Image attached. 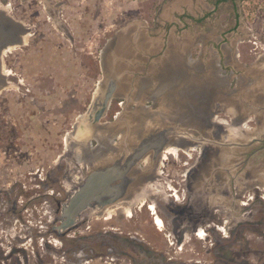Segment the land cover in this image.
Wrapping results in <instances>:
<instances>
[{
  "label": "rangeland",
  "instance_id": "1",
  "mask_svg": "<svg viewBox=\"0 0 264 264\" xmlns=\"http://www.w3.org/2000/svg\"><path fill=\"white\" fill-rule=\"evenodd\" d=\"M212 1L215 0H0V10L21 21L25 19L32 25L29 32L33 33L26 34L28 45L23 50L17 48L8 53L6 69L12 68L21 81L5 85L0 95L4 101L0 119L8 121L6 136L0 138V264H264V146L256 150L253 146L256 141L253 136L262 133L264 122L255 111L247 113L237 105L230 107L237 112L232 116L226 109H220L224 105L212 109L204 118L205 125L210 127L199 137L205 140L182 138V145L199 144L190 151L192 158L179 149L176 155L168 154L158 168L159 175L154 173L159 188L165 189L167 181L171 185L176 181L175 191L179 194L186 189L188 193L182 203L171 195L164 196L162 206L171 211L164 213L158 209L166 225L162 233L154 225L153 215L136 202L131 216L124 215L114 203L111 205L114 214L107 220L105 210L89 207L74 228L60 233L54 228L60 223L62 204L73 190L68 164H74L75 170L79 167L76 161L72 162L74 155L68 138L73 144L82 139L79 132L85 123L83 110L90 99L93 102L96 84L107 72L102 66L106 55L100 54V50L107 43L116 42L123 26L135 21L133 29L127 32L134 41L138 35L153 38L154 53L148 55L155 58L162 51L158 48L163 45L161 36L167 34L166 44L182 45L180 56L195 70L198 66L201 69L211 66L201 58L205 50L201 46L211 56L223 49L225 65L219 58L216 64L212 59V65L222 82L233 79L229 87L240 86L245 68L264 58V0H224L214 8L208 6ZM205 11L212 13L198 19ZM237 11L243 19L238 28L232 25ZM56 17L73 33V45L65 39ZM229 30L232 31L224 34ZM212 46L222 48L216 52ZM233 46L240 56L231 61L229 53ZM173 49L178 52L176 47ZM70 63L73 75L66 76ZM251 77L245 79L242 89L254 88V76ZM67 88L73 90L66 91ZM246 114L245 119H252L247 128L252 130L257 125L255 117L261 124L253 128L248 139L247 134H239L237 143L247 144L228 155L226 147L218 143L224 130L212 119L217 117L232 124L230 117L237 122ZM109 118H102V122ZM69 130L72 136L65 137ZM105 130L109 131L108 124ZM200 145L206 162L192 169ZM246 150L251 154L240 159L239 154ZM228 158L234 162L233 168L229 167L231 173L236 176L240 173L238 176L244 180L240 189V182L234 190L226 185H233L227 181ZM203 165L225 170L220 172L226 174L224 182L219 177V191L213 195L202 193L201 184L196 183L202 177ZM83 168L86 167L79 170ZM189 168L188 179H183ZM208 172L211 171H206L207 181H213L217 174ZM159 199L158 195L156 201ZM225 216L230 218L228 222ZM173 221L182 222V228H174L180 229L177 238L170 236L174 232ZM195 228L204 229L206 238L191 235ZM183 233L189 235L186 241L180 239Z\"/></svg>",
  "mask_w": 264,
  "mask_h": 264
},
{
  "label": "flooded vegetation",
  "instance_id": "2",
  "mask_svg": "<svg viewBox=\"0 0 264 264\" xmlns=\"http://www.w3.org/2000/svg\"><path fill=\"white\" fill-rule=\"evenodd\" d=\"M223 1L224 0H215V1H212L208 6L212 5V7L214 8L216 5H218L219 3L223 2ZM2 11L3 10H0V95L3 93V90L5 89L4 88L5 85L12 84V83H17V84L19 83L20 84V81H21L20 78L18 77L17 73L14 72V70L12 68L9 69L10 71L6 69L8 66V63H9V58H7V57H10L8 53L11 54L17 48L22 49V47L27 46L28 41L25 40L26 34H29L28 36L33 35V33L29 32V29L31 28L32 25L28 24L25 19L23 21H21L20 19L16 18L15 16H13V15L11 16V13H9V12L7 13L6 11L2 12ZM202 13L203 14H201L200 18H198V19H205L212 12L211 11H207V12L205 11ZM56 21L58 22L60 28L62 27V31H61L62 34L66 35L65 39L67 41L71 42V45H73V43H72L73 42V33L68 28V25L63 26L61 21L57 20V17H56ZM242 21H243V19H241L240 12L239 11L234 12L233 19H232V23H233L232 25L234 27L238 28L242 24ZM18 22H19V24H18ZM19 25L23 27L22 30L17 29ZM245 27L246 26L244 25V28ZM232 30H233V28H232ZM232 30L225 31L224 34H226V32L229 33ZM127 37H129V35H127L126 38ZM161 37H162L161 40H162L163 45L160 44L161 46H159V48H162V51L156 57L157 59H159L158 62L154 61L155 56L150 57L148 55L149 53H151V54L154 53L153 50L155 47L153 46V44H151L152 42H154L153 38L147 39L148 43H150L148 45L144 44V41H145L143 39L144 36L139 37L140 39L137 37L135 41L133 39L131 40L130 38L126 39L125 37H120V38L116 39V45H117L116 47H118L120 49H123V45L125 43H129V41L136 42V44L133 46V49L135 50V52H133L134 55H130V54L128 55V53L126 54L121 50V51H119L120 53L118 52V54L116 55L117 60L114 62L112 60L111 66L113 67V63H114V68H116L115 65L118 64L120 71H118L119 68L116 70V73H115L116 77L114 79V87L115 88L112 91V96H111L109 102L106 101V99L104 98V94H105L104 92L108 89L107 86L110 84V82L108 83V81H109L108 76L110 74L108 73L107 76H105V74L101 75L102 80H99L100 82L98 81L96 84V89H95L96 91H95L93 102L90 99L89 102L87 103L86 107L83 110V115H85V117H84L85 123L81 124L82 128L80 129V132H79L82 139L75 141V142H78L77 144H73L74 143L73 140L71 141L70 140L71 138H68V143L72 144L71 145L72 148H71V146L69 147L70 152H72L73 153L72 155H74L72 157V162H75V161L77 162V165H79V167H77L78 170H75L76 168L73 166L74 164L69 163L68 165H70V167H71V171L69 173V176H70L71 180L74 181V184H73V186L71 185V188L75 187V189H76L77 184L82 180L84 175L87 172H89L90 170L95 169V168H99L100 166L104 167L107 164H112L113 162H118V161L120 162L123 159L122 158V155L124 152L123 150L126 148L124 146L125 141L127 142L126 144H128V146H131L132 144H136V143H134L132 138L136 137L138 140V138L141 134L151 132L152 135L154 134V136H155V135L159 134L162 130H166L168 133L170 132L168 135V139L164 142V144H162V147H160L161 148L160 151L158 149H156V147H153L151 149V151H149L146 154L145 158L142 159V161L140 160L136 165L132 166L131 172L132 173L134 172L133 176H135V177H134V180L132 181V185H131L129 192L126 194L125 197L119 199L118 201L112 202V203L103 204L100 207L98 205H95V207H90L93 209H100L101 208L100 212H103L104 210H105L104 212H107L108 209L111 208V205H113L115 203V204H117L118 208L119 207L121 208L124 215H130L131 216V215H133V206H135V202H136V203H138V206H141L142 208L145 207L149 212H150V210H152L153 213H150L151 215H153L152 221H153L154 225L158 228V230H160L159 232L162 233L164 231V229L166 228V225H165L163 218L159 215V210L164 212V213H166V212H168V210H170L169 208L166 209L165 206L164 207L162 206V203L164 201V196L171 195V197L173 199L176 198V200L178 199V201L180 203H182L183 201H185V199L188 195V194L183 195L185 193V191H184L185 189L183 190L184 191L183 193L181 192L178 194V192L175 191V187H174L175 185H177V182L174 181L173 183L175 185L173 184L174 185L173 186V185L169 184L167 181L166 184L164 185L165 189H162L163 190L162 193H161V191H162L161 188H159V184L158 185L156 184V187L159 188V192H160V194L158 193L157 196L159 195L161 198L158 200V202L156 201L157 196H155V198H151V197L147 196L148 198L143 203L140 202V200H141L140 197L144 193L143 187L148 183V181H150L153 178L154 173H156V171H157L156 167L158 165V162L160 161V156H161L162 152L166 149L165 146H167V144H169V143L175 142L176 139H178L179 137H182V135H176V132L182 133V122L187 121V119H182V116H179V115L177 116L175 114L179 113L181 115H184L183 117L188 118L189 116H192L194 113L191 115V112L189 110H186V111H183V114H182V98H181L182 96L180 95L182 92L178 93V94L177 93H170V90L172 89V87L168 83L169 79L167 77H163V76L158 75L162 71V69L160 67L162 65L161 61L164 58V55L166 53V49L169 46V43L166 44V42L168 40L167 37H169V36L166 34L165 36L162 35ZM232 38L234 39V37H232ZM238 42H240V41H238ZM119 43H121L123 45H119ZM144 46H146V49L142 48ZM181 47H182V45H181ZM201 48H205L201 58L202 59L205 58V61H206L205 63L211 64L210 68L203 70L204 73H206V71L214 70V68L212 66V64H213L212 59L215 60L214 64L219 62V60H220V63L224 62V59H223L224 55L223 54L225 51L223 49H220L221 53H219L217 51V48H222V47L212 46V49H214V50H216V52H218V54H215L213 56H211L210 51H208L206 49V47L201 46ZM236 49L238 50V48H236ZM227 51H229V50H227ZM3 52H4V54H3ZM101 52L103 53V49L100 50V54H101ZM174 56H176V55H173L171 57V60H174ZM239 56H240L239 51H238V53H236V50L233 46V48L230 49L229 59L231 61H234L235 58H237ZM218 58H219V60H218ZM72 59H73V57H72ZM209 60H211V62ZM101 62H102V60H100V64H101ZM4 66H5V68H4ZM71 67H72V65L70 63V67H67L68 71H66L67 72L66 76H68V75L72 76L73 75V70L69 69ZM199 68L200 67H198L197 69H199ZM9 73H11V74L8 75ZM181 78L182 77H179V78L175 77L174 79L179 80ZM232 81H233V79H232ZM232 81L228 82V85H226L225 88H232V87H229V85L232 84ZM178 85H180V84H178ZM69 90H73V88H69ZM69 90H68V88L66 89V91H69ZM177 95H180V98L178 101H176ZM172 97H175V98H172ZM66 99L69 100L70 97L66 96ZM1 101L2 100L0 99V104H1L0 107L2 106V108H4V106H3L4 101H2V102ZM177 102L179 103V105H177ZM164 105L167 107V109L169 111L166 114L162 112L161 108H159V107H162ZM70 108L71 109H69V110H71L70 111V113H71L72 107H70ZM220 109L222 110L223 108H220ZM155 110L158 112H156ZM216 110H218V106H216ZM170 111H174V112L170 113ZM225 111H228L230 116H232V114H237L236 111L233 112L230 108H227ZM173 113H174V115H172ZM168 116H170V117L168 118ZM104 117H110V118H109V120L106 119L105 121L102 122V118H104ZM152 117L153 118L158 117V118L156 120H154ZM216 118L215 119L213 118L212 121L214 122V124H216L218 126L220 125V127H222L221 129L224 130V132H222V134H221V138L217 137L219 140L218 143L219 142H228L230 138H231V140L233 138L235 140V138L239 137V134H242V133L247 134L246 137L248 139V137L250 135H253L252 131H254V129H257V125H258V119L255 117L254 120L257 121V125L255 127H253L254 129L252 128V130H251V128L250 129L247 128L248 127L247 122L252 120L250 117H248L245 121V127L243 128V130L238 129V130H236V133L234 134V131L230 132V128L235 129L236 125L238 124V121L234 122L233 121L234 118L230 117L232 120V124H230L225 120H222V119L217 120ZM7 123H8V121L5 122V120L0 119V138L6 136L5 132H6ZM88 123H90V124H88ZM85 124H86V126H85ZM106 124H108L109 131L105 130ZM73 125H74V123H72L71 126L73 127ZM205 127L209 128L210 126H208L206 124ZM94 129H97V131L95 132ZM124 131H125V133H127V135H126L127 138L123 137V136H125ZM70 132H71L70 130L67 131L65 137H71L72 134H70V136H69ZM109 132H111V133L109 134ZM116 133H117V135H116ZM262 134L264 136V129H263L262 133H260L258 136H257V134H255V136H253L254 140H256L253 144V146H255V150L257 148H261L262 146H264V138L262 139V137H263V136H261ZM87 137H89L88 140H85ZM79 142H84V144H79ZM242 142H245V140ZM238 143H240V142H238ZM261 143H263V145H261ZM105 144H107V145H105ZM160 144H158L157 146H159ZM195 144L199 145L198 143H195ZM243 144L244 143H242L240 145H243ZM180 146L183 147L182 144ZM200 147H201V145H200ZM242 147H245V146L243 145ZM226 149H227V154L231 155L232 154L231 147H226ZM199 152H200V148H199V151L197 152V156H196L197 158L195 157V159H194L195 164L192 165V169L193 168L196 169V166L198 164L202 165L204 162H206L205 161L206 159L203 157L204 148L202 149V152L200 154H199ZM249 153L251 154V152H248V150H246L244 153L239 154L240 159L244 158L245 155L249 156L250 155ZM186 154L188 155V152ZM79 155L80 156L83 155L82 159H84V161H85L84 164L80 163L77 160V157ZM188 156L190 158H192V154L188 155ZM165 159L166 158H164V160ZM226 161L227 162L225 163V165L227 166V170L229 172L227 175V181H228V183L229 182L233 183L232 186H230L228 184H226V185L228 186V188L234 190L236 188V183L240 181L239 189H240V187L242 188L243 184H241V180L243 183H244V181H243V178L239 177L240 173L239 174L237 173L239 176L238 175L236 176V174L234 172L231 173V171H230V169L233 168L232 163H234V162H232L229 158ZM186 163H188V162L186 161ZM162 165H163V163L160 166H162ZM204 165H203V167L200 168V175L202 177H200V179L197 180L196 183L199 182V184H201L199 186L201 187L200 190L202 191V193L209 192L213 195V194H215V192L219 191L218 185H220L219 184L220 178L222 179V182H224V179H225L224 175H226V174L221 175L219 172H216L215 176L217 174V177H214L213 181L211 180L213 183H211V181H207V176H206L207 174H203ZM82 166L86 167V168H83L84 170H79V168ZM229 167H230V169H229ZM188 170H190V168ZM80 171H84V172L80 173ZM214 171H216V170H214ZM186 172H187V170H186ZM186 172H184V174H183V177H184L183 179L186 178L185 177ZM77 174H79V175H77ZM218 174H220V176H218ZM200 175H198V176H200ZM209 183H210V185H208ZM178 187H179V185H178ZM202 187H204V188L202 189ZM71 188H70V191H71ZM242 195L243 194H241L240 196H242ZM153 199L155 200L156 209H150L149 208V205H150L149 201H152ZM126 201H133V205L130 208V214L129 213L126 214V210L123 207L124 206L123 204ZM157 203L159 206L157 205ZM221 203H222V201H221ZM244 203H242V204H244ZM221 205L226 206L225 204H221ZM173 211H175V210H173ZM223 211H225V208H223ZM217 212L219 215H221L220 210H218ZM227 212L229 213V211H227ZM111 215H113V213ZM111 215H110V217H111ZM108 216H109L108 214H107V216H105L106 220L109 219ZM156 216H159L161 218L163 228L159 224H157V222L155 221ZM225 219H226L225 221L228 222L230 218L226 217ZM181 223L182 222H179V224H178V222L173 221L171 223V230L173 228L181 227L182 226ZM199 229L204 232L201 237L196 234ZM224 229H226V228L224 227ZM179 234H180V232L178 234H176V238L179 237ZM191 235H196V236H198V238H201V239H205L207 236L205 230L201 229V228H195ZM170 236H173V238H175V234L173 231L170 232ZM182 237L184 238L183 240L186 241L189 238V235H184V233H183V235L180 236L181 240H182Z\"/></svg>",
  "mask_w": 264,
  "mask_h": 264
},
{
  "label": "water",
  "instance_id": "3",
  "mask_svg": "<svg viewBox=\"0 0 264 264\" xmlns=\"http://www.w3.org/2000/svg\"><path fill=\"white\" fill-rule=\"evenodd\" d=\"M134 22L135 21H133L132 24L123 26L122 29L117 33L116 39L120 37L126 38V36L129 35V37H127L126 39L130 38L132 40L133 38L130 36L131 33L127 34V32L129 33V31L133 29ZM17 29L22 30L23 27L19 26ZM144 40V44H150L148 43L147 39ZM135 44L136 42L134 41L125 43V46L119 43V45H123V49H120L116 47V42H111V44L107 43L103 49V53L106 56L103 58L102 66L104 70L107 71L105 73V76H107L108 73L110 74L108 76V83L110 82V84L107 86L108 89L104 92V97L108 102L112 96V91L115 88V73L119 68L118 64L115 65L116 68H114V63L113 67L111 66L112 60L113 62L117 60L116 55L121 50L126 54L128 53V55L133 54V52H135V50L133 49V46ZM151 44H153V46L155 47V43ZM173 44V42L172 44L170 43L168 48L166 49L164 58L161 61L162 65L160 66L162 71L158 74L159 76L167 77L169 79L168 83L172 87L170 93L178 94L182 92V89L184 88L183 83L188 78L194 79V82L196 81V83L201 85H206L207 83L212 85L207 90L210 91V96H203L204 100L200 102V105H198L194 100V102L190 101V103L196 105L195 111L193 112L195 114H193L190 119H187L185 123H182V133L176 132V135H182L194 141H202V139L205 140V138H199L200 135L204 133V129L206 128H204L203 126V123H205L204 117L205 119H207V116L210 115L208 113L212 109H216V106L218 105H227L229 107L237 105V107L239 108L244 107V109L248 111L247 113L255 111L256 115L263 116L264 87H262V85L264 84V70L262 68L264 67V58L260 60L258 59L259 61L256 60L255 62H253V66L245 68L246 70L243 76L244 82L240 86L225 88L228 83L226 82V80H223V82L221 81L222 78H220L217 70L216 75L214 73V70L206 71V73H204V68H199L197 70L193 69V67L188 65L186 61L180 56L182 52L181 46H175L178 49L177 52L176 49H173L175 48ZM142 48L146 49V46ZM172 51L176 52L177 54L176 57L174 56V60H171L169 57V53ZM118 71H120V68L118 69ZM246 71L249 73H247ZM252 75L254 76L255 84L254 88H252L253 90H246L245 88L242 89V87L245 86L247 82V80L245 79H248L249 77L252 78ZM175 77L182 78L179 80H175ZM191 92L196 93V91ZM217 94H219V96ZM184 106L189 108V106L192 105H188L187 102L186 105L184 104ZM82 117H85V115H82ZM96 131L97 129H95V132ZM169 133L166 130H162L155 136L154 134L152 135L151 132L145 134L140 133V139L138 138L137 140L136 137L132 138L134 143L136 144H132L131 146H128V144H126L127 142L124 140V146L126 147V149L123 150V159L120 162H113L112 164H107L104 167L100 166L99 168H95L87 172L82 180L77 184L76 189L69 193L67 200L62 204L60 223L55 225L54 228H56L59 233L72 229L76 226L77 220L82 212L88 207H95V205H98L100 207L103 204L112 203L125 197L129 192L132 181L135 177L133 176L134 172H131L132 166L136 165L140 160L142 161V159L145 158L146 154L151 151L153 147H156V149L160 151V147H162V144H164V142L168 139ZM158 144L160 145L157 146ZM243 145H246V142ZM207 170L211 171L210 173L208 172V175H215L216 172L225 173V170H218L216 166L214 168H212V166L209 168L208 166H206L204 167L203 174H207Z\"/></svg>",
  "mask_w": 264,
  "mask_h": 264
},
{
  "label": "bare ground",
  "instance_id": "4",
  "mask_svg": "<svg viewBox=\"0 0 264 264\" xmlns=\"http://www.w3.org/2000/svg\"><path fill=\"white\" fill-rule=\"evenodd\" d=\"M174 52L172 51V52H170L169 53V57H170V59H171V57L173 56V55H175V54H173ZM176 57V56H175ZM257 60V59H256ZM263 70H264V67L262 68ZM209 78V77H208ZM254 79V78H253ZM183 86H184V88L182 89V93L180 94L182 97V114H183V111H186V110H189L192 114H193V112L195 111V108H196V105H194L193 103H190V101L192 102L193 100L198 104V105H200V102L201 101H203L204 100V97L203 96H210V91H207L212 85L211 84H206V85H201V84H198V83H196V81L194 82V79H192V78H188V79H186V81L183 83ZM262 87H264V84L262 85ZM106 88V87H105ZM256 88V87H255ZM252 89V88H251ZM102 90V89H101ZM246 90H250L249 89V87L246 89ZM191 91H196V93H194V92H191ZM180 95H177L176 96V101H178L179 100V98H180ZM218 96H219V94H217ZM105 98V97H104ZM193 101V102H194ZM188 102V104H191L192 106H189V108H187V107H185L184 106V104H186ZM107 103V102H106ZM105 103V104H106ZM107 105V104H106ZM177 105H179V103L177 102ZM222 106V105H221ZM192 107V108H191ZM223 107V106H222ZM159 108H161V110H162V112L163 113H168L169 111H168V109H167V107L164 105V106H162V107H159ZM197 108H199V107H197ZM227 109V108H230L229 106H227V105H224V108L223 109ZM171 109V108H170ZM158 110V109H157ZM192 110V111H191ZM233 112H235V110L234 109H231ZM156 111V110H155ZM154 111V112H155ZM150 112V111H149ZM153 112V113H154ZM156 112H158V111H156ZM241 114H243L244 113V111H243V113L242 112H240ZM191 114V115H192ZM195 114V113H194ZM172 115H174V113L172 114ZM175 115H179V116H182V119H190V118H186V117H183L184 115H181V114H179V113H176ZM264 115V114H263ZM243 116V115H242ZM245 117L246 116H248L247 114L246 115H244ZM170 116H168V118H169ZM173 117V116H172ZM245 117H243V118H241L240 117V119H239V121H238V124L236 125V128L235 129H233V128H230V132H232V131H234V134L236 133V130H238V129H242L243 130V128L245 127V121H246V119H245ZM153 118V117H152ZM158 118V117H157ZM157 118H153L154 120H156ZM205 118V117H204ZM257 118V117H256ZM260 118L262 119V123L264 122V116H260ZM205 120V119H204ZM182 123H185V122H182ZM247 124V123H246ZM259 124H261V121L260 120H258V126H260ZM257 126V127H258ZM204 128H205V126H204ZM259 129V128H258ZM95 130V129H94ZM137 131V130H136ZM124 134H125V136H123L124 138H127V133H125V131H124ZM136 134V133H135ZM107 135V134H106ZM136 136V135H135ZM89 137H87V139H88ZM182 138H185L186 139V137L185 136H182V137H179L178 139H176V141L175 142H173V143H169V144H167V146H165L166 147V149L162 152V154H161V156H160V161L158 162V165L160 166L162 163H163V160H164V158H167L168 157V154H177L178 153V150L180 149L181 151L183 150V151H185L186 153L188 152V155H190V151L191 150H195V144L194 143H192V142H190V143H185V145H183V147L182 146H180L179 144H176V142H180V143H182ZM237 139L235 138V140H234V138L231 140V138L229 139V141L228 142H219V143H221V146H225V147H231V149L234 151L235 149H237L238 147H240V150H241V148H244V147H241V146H243V145H241L240 146V144H242V143H237V141H236ZM189 142V141H188ZM69 146V145H68ZM199 148H200V152H199V154L202 152V149H203V146L201 145V147L199 146ZM126 149V148H125ZM239 149V148H238ZM199 151V150H198ZM99 152V151H98ZM77 160L80 162V163H85V161H84V159H82V156H78L77 157ZM89 161V160H88ZM157 165V167H156V169H157V171H156V173H157V175H159V171H158V168H159V166ZM195 167V166H194ZM195 169V168H194ZM187 171H188V169H187ZM192 172V171H191ZM155 177V176H154ZM152 178L150 181H148V183L143 187V189H144V193H143V195H141V197H140V202L141 203H143L148 197L147 196H149V197H151V198H155V196H157V194L159 193L160 194V192H159V188L158 187H156V184L158 185V183L155 181V178ZM185 177H186V179H188V174H187V172H186V174H185ZM251 179V178H250ZM249 179V180H250ZM244 181V180H243ZM240 182V181H239ZM189 183V182H188ZM238 183V182H237ZM241 183H243L242 182V180H241ZM74 184V183H73ZM237 185V184H236ZM237 188H238V185L236 186ZM172 188V187H171ZM73 189H75V187H73ZM173 189V188H172ZM162 190V189H161ZM239 190V189H238ZM73 191V190H72ZM71 191V192H72ZM163 191V190H162ZM162 191H161V193H162ZM185 191V194H188L187 193V191H186V189L184 190ZM243 191V190H242ZM222 197V196H221ZM225 197V196H224ZM221 199H223V198H221ZM150 202V205H149V208L150 209H156V207H155V200L153 199L152 201H149ZM124 206V208H125V210H126V214L127 213H130V208L132 207V205H133V201H126V202H124V204H123ZM216 205V204H215ZM214 205V206H215ZM236 205V204H235ZM228 206V205H227ZM219 207V206H218ZM224 207V206H223ZM142 208V207H141ZM213 208V207H212ZM220 209V208H219ZM218 209V210H219ZM241 210V209H240ZM152 211V210H151ZM228 211H230V210H228ZM109 216H108V218H110V215L113 213V209H108V211L106 212ZM114 214V213H113ZM112 216V215H111ZM178 217V216H177ZM183 219V218H182ZM176 220V219H175ZM155 221L157 222V224H159L161 227H162V220H161V218L159 217V216H156V218H155ZM180 222V221H179ZM179 222H178V224H179ZM192 225V224H191ZM176 226V225H175ZM188 226L189 225H186V227L188 228ZM163 228V227H162ZM179 228H182V226L181 227H179ZM173 230H174V228H173ZM178 230H180V229H175L174 230V234L176 235V234H178L179 233V231ZM187 230V229H186ZM203 231L202 230H198V232L196 233L197 235H199L200 237L203 235Z\"/></svg>",
  "mask_w": 264,
  "mask_h": 264
},
{
  "label": "clouds",
  "instance_id": "5",
  "mask_svg": "<svg viewBox=\"0 0 264 264\" xmlns=\"http://www.w3.org/2000/svg\"><path fill=\"white\" fill-rule=\"evenodd\" d=\"M150 213H153V212L150 210Z\"/></svg>",
  "mask_w": 264,
  "mask_h": 264
},
{
  "label": "built area",
  "instance_id": "6",
  "mask_svg": "<svg viewBox=\"0 0 264 264\" xmlns=\"http://www.w3.org/2000/svg\"><path fill=\"white\" fill-rule=\"evenodd\" d=\"M254 43H256V42L254 41Z\"/></svg>",
  "mask_w": 264,
  "mask_h": 264
}]
</instances>
